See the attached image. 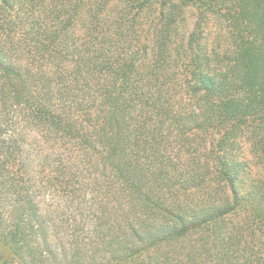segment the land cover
<instances>
[{
    "label": "trees",
    "instance_id": "obj_1",
    "mask_svg": "<svg viewBox=\"0 0 264 264\" xmlns=\"http://www.w3.org/2000/svg\"><path fill=\"white\" fill-rule=\"evenodd\" d=\"M0 264H264V0H0Z\"/></svg>",
    "mask_w": 264,
    "mask_h": 264
},
{
    "label": "rangeland",
    "instance_id": "obj_2",
    "mask_svg": "<svg viewBox=\"0 0 264 264\" xmlns=\"http://www.w3.org/2000/svg\"><path fill=\"white\" fill-rule=\"evenodd\" d=\"M192 14V17L190 18V25L192 26L195 22V16H194V12H190V15Z\"/></svg>",
    "mask_w": 264,
    "mask_h": 264
}]
</instances>
